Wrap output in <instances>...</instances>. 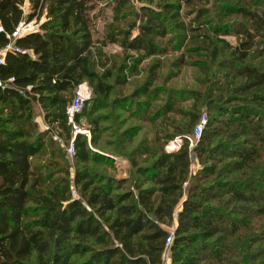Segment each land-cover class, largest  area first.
Returning <instances> with one entry per match:
<instances>
[{
    "label": "trees",
    "instance_id": "16d2710c",
    "mask_svg": "<svg viewBox=\"0 0 264 264\" xmlns=\"http://www.w3.org/2000/svg\"><path fill=\"white\" fill-rule=\"evenodd\" d=\"M138 1L156 5L153 9L142 6L138 21L128 23L123 29L119 25L126 23L129 16L126 13L129 0H110L115 23L105 26L111 43L136 54L127 57L136 65L161 53L157 41L171 36L172 23L174 36H182L190 44L176 60L177 67H198L208 51L216 58L210 36L241 37L231 50L233 58L242 64L237 72L241 83L230 90L224 102L231 106L230 124L243 125V133L259 134L264 120V69L245 62L254 44V34L264 31L262 16L242 6L241 0H221L215 23L208 17L211 0ZM26 3L25 21L39 18L42 13L46 19L37 31L16 40L23 53H7L0 66L1 81L13 78L9 87L0 88V264H161L168 233L160 222L172 221V214L181 202L182 186L190 166L187 141L177 151L162 152L146 169L139 168L138 172L149 176L153 186L135 187V193L129 190L114 193L111 187L94 184L84 167L82 171H74L72 185L79 198H73L68 182L43 176L38 168L32 169L29 159L43 146L33 133V108L43 111V121L49 125L67 127L65 109L73 95L71 99L68 96L77 85L87 80L93 94L104 99L108 98L111 87L99 81L89 65L90 49L94 45L91 0H0V48L7 42L5 34L11 33L23 19ZM239 19L251 26L245 27ZM104 77L111 75L106 73ZM153 82L152 75L131 95L135 114L141 121L152 122L168 112L191 115L175 108L180 93L173 90L162 106H153L161 95L157 89H151ZM200 116H193L192 124L196 120L198 123ZM210 125L207 119L205 128ZM176 130L181 136L178 127ZM185 132L187 136L192 133ZM82 137V134L74 137L73 149L76 162L85 165L90 152ZM209 141L210 135L202 131L193 149L199 158L216 151ZM255 155L250 151L238 156L244 163L252 161ZM241 167L236 164L234 173L238 174ZM203 168H211L213 173L207 164ZM195 192L182 201L178 211L168 249L171 264H191L189 244L213 238L223 231L215 208L203 207L205 195ZM234 196L244 204L252 201L243 194L234 193ZM216 202L220 204L218 199ZM84 255L87 257L79 263L71 261L73 256ZM214 258L225 262L220 255ZM238 258L241 264L253 261L244 243Z\"/></svg>",
    "mask_w": 264,
    "mask_h": 264
},
{
    "label": "rangeland",
    "instance_id": "374dc122",
    "mask_svg": "<svg viewBox=\"0 0 264 264\" xmlns=\"http://www.w3.org/2000/svg\"><path fill=\"white\" fill-rule=\"evenodd\" d=\"M91 1L94 45L90 49L89 65L98 80L111 87V92L104 99L93 94L91 83L87 80L80 83L87 86L90 97L84 102L76 123L82 139L87 142L90 158L83 165L76 162V155L68 156L66 150L73 146L74 140L71 128L49 125L43 121V111L34 107L31 115L35 123L33 133L41 139L43 146L29 159L31 168H38L43 176L49 175L51 179L68 182L73 198H79L72 185L74 171H82L84 167L90 173L94 184L111 187L114 193L128 190L135 193V187L153 186L147 178L149 176L141 175L138 169H146L162 152L168 153L167 146L174 145L177 140H181L178 145L180 148L187 137L185 131L191 133L197 125V120L192 124L193 116L198 118L205 114L211 125L204 127L203 131L210 135V146L215 147L216 151L203 154L199 158L198 152L193 150L197 142L188 145L189 175L182 186L181 202L172 214V221L163 220L160 226L173 239L182 201L195 195V191L203 192L207 199L204 202L202 200L203 207L215 208L221 217L220 227L223 231L213 238L204 241L199 239L189 244L194 251L187 249L191 264H241L238 255L241 254L243 243L253 257L250 264H264V120L260 123L263 129L259 134H252V131L243 133V125L229 123L232 119L231 106L224 102L230 95V90L241 83L237 72L242 64L231 54L232 48L238 45L241 37L234 34L210 36L216 58L208 51L204 62L198 67H177L176 60L190 44L183 41L182 36H174L176 30L172 23L171 36L167 35L162 41H157L161 44V53L136 65L127 58L136 54L123 50L118 43H111L108 39L109 32L105 26L114 22L110 0ZM219 3L221 0H211L208 7V17L213 23L220 8ZM240 4L258 12L264 21V0H241ZM155 5V2L148 4L145 1L129 0L126 9L129 16L126 23L119 27L124 29L128 23L138 21L143 13L140 10L142 6L153 9ZM25 11L28 12L23 7V12ZM26 15L27 13L23 20H26ZM45 19V14L42 13L32 21L38 29ZM241 21L245 27L251 26L248 21ZM254 35V44L245 65L264 69V31ZM106 73L111 77L105 78ZM121 75L123 78H120ZM152 75L154 82L151 89H157L161 93L153 106H162L169 91H177L180 93V102L175 108L189 112L190 116L168 112L152 122L138 118L135 114V100H131V95L136 88L148 82ZM116 80L122 83L118 84ZM77 86L70 92L69 99ZM177 127L181 136L176 133ZM191 135L192 133L188 136ZM232 136L234 139L231 140ZM74 151L76 152L75 149ZM250 151L256 155L252 161L242 163L238 155ZM206 164L212 167L213 173L211 168H203ZM236 164L242 165L238 174L234 173ZM193 187H196L194 191L189 192ZM234 193L245 195L252 200L251 203L237 201ZM217 199L220 201L219 205ZM225 248L229 251H225ZM167 255L168 260L162 259L161 264H171L169 250ZM214 255H220L225 262L221 263ZM86 257L87 255L82 258L73 256L71 261L79 263Z\"/></svg>",
    "mask_w": 264,
    "mask_h": 264
},
{
    "label": "built area",
    "instance_id": "2783aa9c",
    "mask_svg": "<svg viewBox=\"0 0 264 264\" xmlns=\"http://www.w3.org/2000/svg\"><path fill=\"white\" fill-rule=\"evenodd\" d=\"M37 27L34 25V22L21 20L13 29V31L9 34H5L7 39L6 44L0 48V66L4 64V59L7 53H23V51L17 47L16 40L22 38L26 34L37 31ZM1 31V28H0ZM13 82V78H9L6 81L0 80V88L4 86H10ZM77 90L74 92L73 97L69 104L66 106L65 109V118L67 126L71 128L73 132V137L77 134H81V131L76 123V117L80 114V111L83 108L84 102L86 99L90 97V92H88V88L85 84H80L77 86ZM26 90H30V87H27ZM207 119L206 115L202 114L198 120L197 125L194 127L192 135L186 137V141L188 145H192L193 143L197 142L201 137L202 131L206 125ZM177 143V144H176ZM181 140H177L174 145L167 146L168 152H174L179 149V144ZM68 156L73 157L75 155L73 146L71 145L70 148L66 150ZM172 242V235L168 234L165 239V249L161 255V259L168 260V249Z\"/></svg>",
    "mask_w": 264,
    "mask_h": 264
},
{
    "label": "crops",
    "instance_id": "0c3cea01",
    "mask_svg": "<svg viewBox=\"0 0 264 264\" xmlns=\"http://www.w3.org/2000/svg\"><path fill=\"white\" fill-rule=\"evenodd\" d=\"M24 9L28 10V4L27 3L24 5ZM26 13H27V11L24 12V14H26Z\"/></svg>",
    "mask_w": 264,
    "mask_h": 264
}]
</instances>
